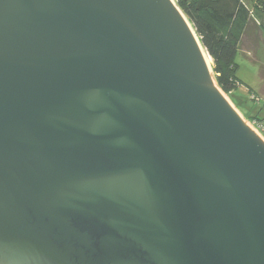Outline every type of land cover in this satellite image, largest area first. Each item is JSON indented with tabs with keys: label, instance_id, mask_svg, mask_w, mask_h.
Returning a JSON list of instances; mask_svg holds the SVG:
<instances>
[{
	"label": "water",
	"instance_id": "water-1",
	"mask_svg": "<svg viewBox=\"0 0 264 264\" xmlns=\"http://www.w3.org/2000/svg\"><path fill=\"white\" fill-rule=\"evenodd\" d=\"M193 33L173 0H0V264H264V140Z\"/></svg>",
	"mask_w": 264,
	"mask_h": 264
},
{
	"label": "trees",
	"instance_id": "trees-1",
	"mask_svg": "<svg viewBox=\"0 0 264 264\" xmlns=\"http://www.w3.org/2000/svg\"><path fill=\"white\" fill-rule=\"evenodd\" d=\"M175 4L211 58L217 86L224 94L231 95L239 85L234 57L253 24L260 30L264 28L256 19V15L264 12V3L257 0L252 9L243 0H175ZM249 97L251 101L257 100L254 94ZM249 120L264 125V118L258 115L249 116Z\"/></svg>",
	"mask_w": 264,
	"mask_h": 264
},
{
	"label": "rangeland",
	"instance_id": "rangeland-1",
	"mask_svg": "<svg viewBox=\"0 0 264 264\" xmlns=\"http://www.w3.org/2000/svg\"><path fill=\"white\" fill-rule=\"evenodd\" d=\"M256 1L243 0L249 9L253 8ZM259 1L264 3V0ZM256 19L264 26V12L262 15H256ZM205 54L207 55L206 52ZM209 59V71L216 83L212 70L213 62L210 57ZM233 62L237 67L236 79L239 85L231 95H226L221 90L220 92L250 127L252 123L249 116L258 115L264 118V28L260 30L257 24L251 26L249 36L242 40ZM251 93L257 100H250Z\"/></svg>",
	"mask_w": 264,
	"mask_h": 264
},
{
	"label": "built area",
	"instance_id": "built-area-1",
	"mask_svg": "<svg viewBox=\"0 0 264 264\" xmlns=\"http://www.w3.org/2000/svg\"><path fill=\"white\" fill-rule=\"evenodd\" d=\"M250 127L264 140V125L251 124Z\"/></svg>",
	"mask_w": 264,
	"mask_h": 264
},
{
	"label": "bare ground",
	"instance_id": "bare-ground-1",
	"mask_svg": "<svg viewBox=\"0 0 264 264\" xmlns=\"http://www.w3.org/2000/svg\"><path fill=\"white\" fill-rule=\"evenodd\" d=\"M191 30H193L192 29V27H191ZM194 32V31H193ZM194 34V33H193ZM196 38V37H195ZM199 47L201 48V52H202V54H203V57H204V60H205V62H206V64H207V67H208V69L210 70V59H209V57L205 54V51L203 50V48H202V46L199 44Z\"/></svg>",
	"mask_w": 264,
	"mask_h": 264
}]
</instances>
